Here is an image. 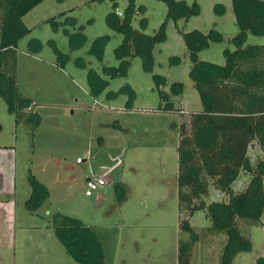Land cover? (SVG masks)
<instances>
[{
	"label": "rangeland",
	"instance_id": "obj_1",
	"mask_svg": "<svg viewBox=\"0 0 264 264\" xmlns=\"http://www.w3.org/2000/svg\"><path fill=\"white\" fill-rule=\"evenodd\" d=\"M184 1L197 2L198 12L167 20L150 69L140 56L117 72L105 69L119 66L115 48L123 37L106 16L114 7L124 12L126 0H115V6L111 0H43L22 17L29 31L17 43L15 82L32 101L38 122L26 110L17 118L0 95V264H78L54 233V212L91 227L105 264H177L181 117L159 109L165 102L153 74L164 76L160 86L187 118L201 101L188 76L191 60L180 31L218 30L221 40L210 38L197 57L219 64L223 49L235 47L238 31L231 0ZM165 16L163 1L135 0L130 24L151 34ZM102 35L109 39L99 58L90 48ZM245 42L264 43V35L249 33ZM174 82L182 88L171 93ZM258 154L255 146L249 148L253 161ZM93 174L107 182L86 196L85 179ZM33 177L46 196L30 209ZM190 223L200 234L190 264H220L226 236L205 230L209 221L202 211ZM248 236L251 249L238 253L233 264H256L264 257L263 227L250 226Z\"/></svg>",
	"mask_w": 264,
	"mask_h": 264
},
{
	"label": "trees",
	"instance_id": "obj_2",
	"mask_svg": "<svg viewBox=\"0 0 264 264\" xmlns=\"http://www.w3.org/2000/svg\"><path fill=\"white\" fill-rule=\"evenodd\" d=\"M42 1L0 0V95L17 118L26 110L36 122L38 116L31 110L32 101L17 90L15 68L17 43L29 31L22 17ZM111 1L115 6V0ZM160 1L166 4V16L151 34L130 24L135 0H126L124 12H115V7L108 12L106 19L110 28L123 37L115 48L119 66H108L106 70L117 72L135 56H140L150 69L152 49L164 38L167 20L188 19L198 12L195 1L191 4L184 0ZM231 7L238 31L232 38L235 47L223 49V64L197 57L210 38L221 40L218 30L180 31L191 60L188 76L201 101L199 110L183 118L182 111L176 110L160 86L164 76L153 74L159 97L165 102L159 109L178 111L181 117L177 127L180 233L177 264H190L194 244L200 238L199 231L190 223L196 211H202L208 219L206 231L226 236L220 264H233L238 253L251 249L250 226L261 225L264 230V43L245 42L249 33L264 35V0H231ZM108 39V35L94 38L90 51L100 58ZM181 88L182 84L174 82L170 92L176 93ZM251 146L259 153L254 161L249 155ZM240 179L244 181L242 185L238 184ZM29 180L32 193L27 201L29 208L35 209L46 196V190L34 177ZM211 191L219 193L221 198H212ZM52 226L75 262L105 264L100 240L81 219L54 212ZM256 264H264V257L258 256Z\"/></svg>",
	"mask_w": 264,
	"mask_h": 264
},
{
	"label": "built area",
	"instance_id": "obj_3",
	"mask_svg": "<svg viewBox=\"0 0 264 264\" xmlns=\"http://www.w3.org/2000/svg\"><path fill=\"white\" fill-rule=\"evenodd\" d=\"M76 162H81V159L79 157L76 158ZM106 178L104 176L93 174L89 175L85 179V188H84V194L86 196H91L94 193L97 192L100 188L104 187L106 185Z\"/></svg>",
	"mask_w": 264,
	"mask_h": 264
}]
</instances>
